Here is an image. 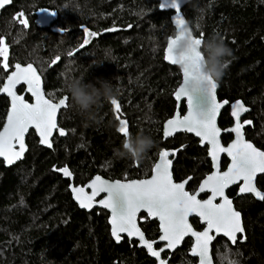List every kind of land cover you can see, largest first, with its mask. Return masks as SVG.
<instances>
[{
  "label": "trees",
  "instance_id": "16d2710c",
  "mask_svg": "<svg viewBox=\"0 0 264 264\" xmlns=\"http://www.w3.org/2000/svg\"><path fill=\"white\" fill-rule=\"evenodd\" d=\"M40 8L56 13L52 27L36 26ZM182 12L193 24H201L199 30L194 29L195 36L203 33L207 40L219 35L232 49L217 96L228 102L240 99L251 108L244 118V122L252 121L245 124V135L264 150V0H190ZM20 13H24L20 19L29 21L27 29L14 19ZM171 13L160 9L159 0H12L2 10L0 37L8 46L9 68H3L0 57V87L16 63H32L42 76L45 95L54 102L66 95L68 106L58 117L66 135L55 134L51 149L40 146L31 130L22 161L6 167L0 160V264H156L135 241H114L105 210L80 209L69 191L70 181L57 169L68 167L76 185L95 174L110 180L143 179L150 176L162 149H174L173 177L176 181L191 177V192L211 171L206 146H200L192 135L163 139V123L176 110L174 92L181 82L179 68L164 60L167 39L174 32ZM85 27L98 35L75 52L83 43ZM105 49L111 58L98 65ZM69 51L75 52L73 57L67 55ZM68 75L114 85V98L129 132L142 131L155 141L143 161L117 157L125 137L117 131L120 125L111 100L101 103L94 119L70 107L64 89ZM22 91L20 87L18 92ZM26 99L31 100L28 95ZM8 106V98L0 96V129ZM179 111L184 113V102ZM218 123L222 129L232 124L228 108L222 110ZM221 139L227 144L232 135L223 134ZM221 164L226 166L225 157ZM257 185L264 191V175ZM235 193V188L228 191L242 214L245 233L234 245L222 237L215 239L214 263L234 259L238 264H264V201L235 197ZM191 222L202 229L197 219ZM139 224L148 239L157 240L156 221L142 214ZM191 244L187 239L163 257L169 264H196L197 259L189 254Z\"/></svg>",
  "mask_w": 264,
  "mask_h": 264
},
{
  "label": "snow or ice",
  "instance_id": "6c2138e0",
  "mask_svg": "<svg viewBox=\"0 0 264 264\" xmlns=\"http://www.w3.org/2000/svg\"><path fill=\"white\" fill-rule=\"evenodd\" d=\"M9 3L10 0H0V9ZM170 7L175 10L174 24L181 25L184 22V16L178 0H171ZM40 11L48 15H56L55 12H48L46 9ZM23 15L24 13H20L14 19L24 29H27L29 21L27 18L20 19V16ZM115 30V28L109 29V31ZM83 31L85 38L75 52H79L86 45H89L90 37L98 35L96 32H90L86 27ZM204 40L203 33L199 38L195 37L198 48ZM172 45L173 37L170 36L167 40L164 59L170 64L176 65L177 60L171 54ZM75 52L69 51L67 55L73 57ZM0 57L4 58L3 68L7 70L9 68L8 46L2 37H0ZM59 59L60 56H57L56 61ZM189 59L193 61V66H196L197 59H203V57L200 56L199 51H195ZM15 69L16 71L8 76V83L0 88V92H5L12 97V108L7 117V123L3 131H0V156L4 157L8 164H12L14 160L22 159L24 152L27 150L24 137L31 127H35L39 133L40 143L51 148L52 130L58 127L56 122L57 111L68 106L67 97L61 98L58 103H54L51 98H45L43 92L37 86L40 83V76L31 63L27 67H22L17 63ZM182 74L183 82L175 91V98L177 101H180L182 97L187 99L188 114L181 117L177 112L173 119H169L165 124L164 136L167 138L173 132L183 130L200 137L202 144L206 142L211 145L209 155L216 170L207 176L200 185L198 192L190 194L185 190L187 180L181 183L173 182L170 171L173 161L168 157L170 155L174 156L175 152L169 153L168 151L159 153L160 162L154 165L151 179L109 182L100 176H96L87 186L92 189L91 195H87L83 187H74L72 191L82 208H90L92 202L100 193H106V197L99 200V204L112 212L110 221L112 236L117 242L121 240V233H127L129 237L137 236L141 246L145 247L150 255L156 257L158 264H167L165 260L161 259V253L165 251V248L175 249L177 244L182 242L188 234L196 238V244L192 248L191 254L199 256L200 264H212L208 254L209 242L215 237L210 235V232L215 230L217 234L222 233L233 245L237 243V234L245 232L241 222V214L232 208V201L225 195V189L231 184L243 181L239 189L241 194L252 193L256 198L264 201V193L257 190L254 184L257 173H264V151L258 150L244 139V125L251 124L252 121H245L244 124L240 123L241 113L247 112L249 109L239 100L232 105V116L236 119V125L230 129L231 132L235 133L236 140L227 148L222 147L219 140L221 129L216 126L215 119L219 109L228 102L224 101L223 104L217 102V85L215 82H212L211 89L206 96L195 89L189 93L184 87L190 78L187 67L182 71ZM21 80L28 85V91L36 98L35 104L26 103L24 98L16 95L13 90ZM193 94H200L205 98L201 106H194ZM110 103L114 106L116 119L120 125L117 131L125 137L129 133V129L128 122L121 119L123 115L121 106L115 98ZM59 135L65 136L66 131L59 129ZM15 142L19 143V151H14ZM219 153H227L231 157V164L227 171L221 172L219 170ZM57 170L65 177L72 176L67 167ZM188 179L190 180L191 177ZM205 191H209L211 195L208 199L201 201L197 197ZM217 197L222 199L219 204L214 203ZM142 209L150 216L159 219L162 233L159 241L167 242L165 248L158 251L154 250L153 244L156 242H149L144 233L137 227L135 220L137 213ZM193 214L199 216L207 225L203 232L194 231L189 224L188 218ZM243 238L246 239V237ZM226 264H238V262L234 259H228Z\"/></svg>",
  "mask_w": 264,
  "mask_h": 264
},
{
  "label": "clouds",
  "instance_id": "9594fccd",
  "mask_svg": "<svg viewBox=\"0 0 264 264\" xmlns=\"http://www.w3.org/2000/svg\"><path fill=\"white\" fill-rule=\"evenodd\" d=\"M198 11L202 13L203 10ZM200 28V23L193 24L186 18L181 25H175L171 36L173 37L171 54L177 60L176 65L181 71L187 67L190 72V78L184 85L186 91L191 93L195 89L206 96L211 89L212 82L218 86L223 78L233 52L224 39L216 34L209 36L198 48L195 43L194 29L199 30ZM195 51H199L203 59H197L196 66H193V61L189 57ZM110 58V51L105 49L103 60L98 65L109 61ZM64 89L69 96L70 107L86 119H94L95 110L101 103L115 97L114 85L111 82L102 79H97L95 83L86 82L84 76L68 75L64 81ZM154 147L155 141L150 135L142 131L136 134L129 132L121 147L116 150V155L119 158H129L140 162Z\"/></svg>",
  "mask_w": 264,
  "mask_h": 264
},
{
  "label": "water",
  "instance_id": "95a60500",
  "mask_svg": "<svg viewBox=\"0 0 264 264\" xmlns=\"http://www.w3.org/2000/svg\"><path fill=\"white\" fill-rule=\"evenodd\" d=\"M189 1H190V0H188V2H189ZM188 2H185V0H178V3L180 4L181 9H183V7H184ZM11 3H12V0H10V3H9V4L5 5L2 9H0V15H1L2 10L5 9L6 7L10 6ZM159 3H160V9H161V10L172 12V13H171V16H170V19H171V22H172L173 27H175L174 22H173V17L175 16V10L172 9V8L170 7L171 0H159ZM41 9H46L48 12H53V11H51L50 9H47V8H40V9H38V10L36 11V14H35V24H36V26H37L38 28L52 27V24L55 22L56 15L53 16V15H48V14L42 13V12L40 11ZM182 15L184 16L183 12H182ZM184 18H185V16H184ZM195 37H196V38H199V37H197V36H195ZM167 40H168V39H167ZM166 46H167V42H166ZM166 46H165V49H166ZM165 49H164V55H165ZM164 60H165V59H164ZM165 62L168 63L169 65H172V64H170V63H169L168 61H166V60H165ZM16 64H17V63H16ZM16 64H15V65H16ZM19 64H20V63H19ZM28 64H29V63H27V64H20V65H21L22 67H27ZM31 64H32V63H31ZM15 65H14L13 69H12V70L6 75V77H5V79H4V81H3V83H2V85H1L0 88H3L4 85L8 83V76H10L14 71H16V69H15ZM32 65H33V64H32ZM172 66H176V67H178L177 65H172ZM33 67L36 68L34 65H33ZM36 70H37V68H36ZM179 71H180V74H181V82H180V84L177 86V88L175 89V91L179 88V86H180V85L182 84V82H183V74H182V71H181L180 69H179ZM37 74L40 76V83H39L37 86H38V87L40 88V90L43 92L45 98H46V99H49V98L45 95L44 87H43V79H42V76L40 75V73H39L38 70H37ZM20 87H23V91H22L21 93L18 92V89H19ZM218 87H219V85H218L217 88H216V99H217V102H218V103H222V104H223L224 101H227V100H219V98H218V96H217ZM13 90L15 91L16 95H18V96H22V97L24 98V101H25L26 103H29V104H35V103H36V98L31 94V92L28 91V85H27L26 83H24L23 80H21L20 83L16 84V85H15V88H14ZM27 95L31 98L30 101H29L28 99H26V96H27ZM0 96H5V97H7L8 100H9V106H8V110H7V113H6V116H5V120H4V123H3V125H2V127H1V129H0V131H3L4 126H5V124L7 123V117H8V115H9V112L11 111V108H12V97H10V96H9L7 93H5V92H0ZM65 97H67V96L65 95V96H63L62 98H65ZM174 99L176 100V98H175V92H174ZM59 100H60V99H59ZM59 100L56 101V102H54V101H53V102H54V103H58ZM204 100H205V98H204L202 95H200V94H193V103H194V106H196V107L201 106V105L204 103ZM238 100L241 101V102L244 104V106L247 107V108L249 109L247 112H243V113H241V116H240V123L242 124V118H243L247 113L250 112V109H251V108H250L248 105H246V104H245L242 100H240V99H237V100H235V101H232L231 103H229V102L227 101L228 103L224 104V106H223L222 108L219 109V111L217 112V115H216V119H215L216 126H217L219 129H221V134H220V137H219L220 144H221L222 147H225V148H227L230 144H232V143L236 140V135H235V133L231 132L230 129L233 128V127L236 125V119L232 116V111H233V109H232V105L235 104V102L238 101ZM182 102H184V104H185V111H184L183 114L180 113V111H179V107H180V105H181ZM176 103H177V107H176V110H175L174 114H173L170 118H168V119L163 123V128H162L163 139H164V140H167V139H169V138H171V137H174L175 135L180 134V133H185V134H188V135H192L195 139H197V140L199 141V145H200V146H202V147H205V146H206V148H207V156H208V158H209V160H210V162H211V165H212V171H211L210 173H208L204 178H202V180L200 181V183H199V185H198L196 191H195L194 193H191V192H189V191L187 190V184H188V182H189V179H188L189 177L186 178V179H184V180H182V181H175V179H174V177H173V163H174V161H175V159H176V153H175L174 156L170 155V156L168 157V159H171V160L173 161L172 165L170 166V171H171V173H172L173 182H174V183H181V182H184V181L187 180L188 182H187V184H186V186H185V190L188 191L190 194H195L196 192H198L200 185H201V184L203 183V181L207 178V176L211 175L212 172L216 170V169L213 167V161H212L211 156L209 155V149H210L211 145H208L206 142L202 144V143H201V138H200V137H197L194 133L186 132V131H183V130L173 132V134H172L171 136H168L167 138H165V136H164V131H165V124H166V122H167L169 119H173V118L176 116L177 112H179V114H180L181 117L184 116V115H187V114H188V104H187V99H186V98H183V97H182V99H181L180 101H177V100H176ZM228 106H229V109H230V116H231V118H232V120H233V124H232L230 127L226 128V129H222V128L219 126V123H218V122H219V118H220V114H221L222 110L225 109V108L228 107ZM62 109H63V108L59 109V110L57 111V114H56V122H57V125H58V117H59V113H60V111H61ZM59 129H62V128H60V127L58 126L57 129H53V130H52V135H51V137H50L51 142H52V147H53V141H52V139H53V137L55 136V134H58V135H59ZM31 130L34 131L35 135L37 136V138H38V144H39L40 146H42V147L49 148V147H47L46 145L40 143L41 137H40L39 133L36 131L35 127H31V128L29 129V132H30ZM29 132L26 133V134H25V137H24V142H25V145H26V149H27V150L24 152L22 159H20V160H14V162H13L12 164H8V163L5 161L4 157L0 156V160L3 161V163H4V165H5L6 167L13 166V165L17 164L18 162L22 161V160L25 158V155H26V153H27V151H28V145H27V140H26V138H27ZM243 132H244V128H243ZM229 133L233 135V138H232V140H231L229 143H227V144L225 145V144H223V142H222L221 136H222L223 134H229ZM59 136H60V135H59ZM244 139H245L247 142L251 143V144H252L255 148H257L258 150H260V151H264V150H262V149L256 147L255 144H254L253 142H251L250 140L246 139L245 134H244ZM52 147H51V148H52ZM51 148H49V149H51ZM14 151H19V143H18V142H15ZM161 151H168L169 153H173V152H175L174 149H162ZM161 151H160V152H161ZM160 152H159V153H160ZM223 156H225V157L228 159V164H227V166H226V168H225L224 170H222V168H221V161H222ZM218 160H219V170H220L221 172H223V171H227V170H228V167H229L230 164H231V157H229V156L227 155V153H219V154H218ZM159 162H160V159H159V154H158V157H157L156 162L154 163V165H155L156 163H159ZM154 165H153V167H154ZM153 167H152V169H153ZM67 168H68V167H67ZM68 169H69V168H68ZM69 170H70V169H69ZM70 172H71V171H70ZM61 174H62V173H61ZM262 174H264V173H257V175H256V177H255V179H254V184L256 183V178H257L259 175H262ZM152 175H153V172L151 171L150 176H148L147 178H143V179H130V180H120V181H121V182H129V181H131V180H145V179H151ZM62 176H63L65 179H68V180L70 181V183H69V191H70V193H71L72 199L74 200V202L77 204V206H78L80 209L85 210V211H87V212H91V211L94 210L95 208H99V209H103V210H105V211L108 213V224H109V226H110V234H111V236H112V224L110 223V221H111V219H112V212H111L110 209L104 208L102 205L99 204V200L104 199V198L106 197V193H100L99 196H97V197L95 198V200L92 202V206H91L90 208H82V207L80 206V203L77 201V199H75V197H74V193H73V191H72V188H74V187H77V188H78V187H83V188L85 189V193H86L87 195H91L92 189H91V188H88L87 186L91 183V181H92L96 176H100L102 179L108 180L109 182H114V181L119 180V179L110 180V179H107V178L103 177L101 174H95V175H94L92 178H90L85 184H83V185H81V184L76 185V184L74 183V181H73V175H72L71 177H65V176L62 174ZM240 182H241V184H240L239 187H238L237 195H242V194L239 192V189H240V187L242 186L243 181H239V182H237V183H235V184H231V185H229L228 188H230V187H232V186H234V185H238ZM255 187H256V185H255ZM228 188L225 189V195H226V196H227L226 191H227ZM256 188H257V187H256ZM257 190H258V189H257ZM259 191H260V190H259ZM204 193H208V196H207L206 198H204V199H200V195H201V194H204ZM262 193H263V192H262ZM243 194H252V193H243ZM210 195H211V193H210L209 191H205V192H201V193L198 195L197 198L200 199L201 201H203V200L208 199V197H209ZM252 195H253V194H252ZM227 198H228L229 200L232 201V208H233L234 210H236V208H235V206H234V203H233V200H232L231 198H229L228 196H227ZM255 198H256V197H255ZM257 199H258V198H257ZM258 200H260V199H258ZM221 202H222V199H221L220 197H217V199L214 201V203H217V204H219V203H221ZM236 211H238V210H236ZM238 212H239V211H238ZM141 213H145V214H146L151 220L157 219V221H158V223H159V231H160V235H161L162 233H161V230H160V221H159V219L156 218V217H152V216H150V215H149L145 210H143V209H142L140 212L137 213V217H136V220H135L137 227L140 228L138 219H139V215H140ZM240 214H241V213H240ZM192 218H197V219L199 220V223L203 226V228H202L201 230H198V229H195V228H194V226H193L192 223H191V219H192ZM188 222H189V224L192 226L193 230L196 231V232H203L204 229L207 227V225L201 220V218H200L199 216L195 215V214L189 216V218H188ZM241 222H242V224H243L242 216H241ZM243 227H244V226H243ZM140 230L142 231L141 228H140ZM142 232H143V231H142ZM143 233H144V232H143ZM144 235H145V234H144ZM160 235H159V237H160ZM210 235L214 236L215 238H214L212 241L209 242V253H208V254H209V257H210V259H211L212 264H215V263H214V259H213V255H212V245H213V243H214V241H215L216 238H218V237H224V236H223L222 233L217 234V233L215 232V230H213L212 232H210ZM240 235H242V234H237V237H239ZM123 236L127 237L130 241H132V240L136 241L138 247H139V248H142V249H145L147 255H148L149 257H151L152 259H154V260L156 261V264H158V261H157L156 257H153L152 255H150L149 252H148V250H147L145 247L141 246L140 241H139V238H138L137 236L129 237V236L127 235V233H121V239H122ZM159 237H158V239H157L156 241H150V240L147 239V237H146V235H145V238H146L149 242H156V243L162 244V246H161L160 248H158V249L154 247V244H156V243L153 244L154 250H157V251H158L159 249H161V248H165V244L167 243L166 241H159ZM112 238L114 239V241H115L116 243H120V242H121V240H120V242H117L116 239H115L113 236H112ZM187 238H190V239L192 240V244H191V247H190L189 254H190L191 257L197 259L196 264H200V258H199V256H193V255L191 254V250H192V248H193V247L195 246V244H196V238H195L194 236H192L191 234L186 235V236L183 238L182 242H180V243L177 244V246L175 247V249H167V248H165V251H164V252H169V253H171V254L174 253L179 247L182 246L183 242H184ZM224 238L227 239L226 237H224ZM227 240H228V239H227ZM229 242H230V241H229ZM230 243H231V242H230ZM232 245H233V244H232ZM162 254H163V252L161 253V259L165 260V261L167 262V264H169L168 259H164V258L162 257Z\"/></svg>",
  "mask_w": 264,
  "mask_h": 264
},
{
  "label": "flooded vegetation",
  "instance_id": "af4514ba",
  "mask_svg": "<svg viewBox=\"0 0 264 264\" xmlns=\"http://www.w3.org/2000/svg\"><path fill=\"white\" fill-rule=\"evenodd\" d=\"M229 103H231V102H229ZM226 108H228V110H229V115H230V109H229V106L226 107ZM247 114H248V113H247ZM247 114L242 118V124H244V118L247 116ZM230 118H231V116H230ZM231 120H232V118H231ZM232 124H233V120H232ZM232 124H231V125H232ZM231 125H230V126H231ZM230 126H229V127H230ZM229 134H230V133H229ZM244 134H245V125H244ZM231 135H232V134H231ZM245 137H246V135H245ZM232 138H233V135H232ZM246 139H247V138H246ZM231 140H232V139H231ZM231 140H230V141H231ZM248 140H249V139H248ZM230 141H229V142H230ZM229 142H228V143H229ZM251 142H252V141H251ZM225 145H226V144H225ZM255 146H256V145H255ZM256 147H257V146H256ZM258 148H259V147H258ZM260 149H261V148H260ZM262 150H263V149H262ZM207 157H208V156H207ZM223 157H225V156H223ZM225 158H226V157H225ZM226 159H227V158H226ZM227 164H228V159H227ZM227 164H226V166H227ZM226 166H225V167H222V164H221V168H222V170H224V169L226 168ZM211 171H212V165H211ZM211 171H210V172H211ZM210 172H209V173H210ZM206 175H207V174H206ZM206 175H205V176H206ZM262 175H264V174H262ZM262 175H259V176L256 178V183H255V185H256V187H257L258 190H260L261 192L264 193V191H263L262 189H260V187H258V185H257V180H258V178L261 177ZM205 176H204V177H205ZM204 177H203V178H204ZM187 178H188V177H187ZM183 180H184V179H183ZM190 180H191V179H190ZM190 180H189V182H190ZM201 180H202V179H201ZM201 180H200V181H201ZM175 181H176V180H175ZM181 181H182V180H181ZM200 181H199V183H200ZM189 182H188V184H187V190H188ZM199 183L197 184V186H196V188H195V190H194L193 192H191L190 190H188V191L191 192V193H194V192L196 191V189H197ZM240 184H241V182H240L238 185H234V186L228 188L227 191H226L227 196L233 200V203H234V198L228 195V191H229L231 188H235V191H236V193H235V197L251 196V197H252L253 199H255L256 201H258V202H262V200H258V199L255 198V196L252 195V194H242V195H237L238 187H239ZM207 196H208V193L201 194V195H200V199H204V198H206ZM234 206H235V204H234ZM235 208H236V207H235ZM236 210H237V209H236ZM142 214H144V215L146 216L147 219L151 220V219H150L145 213H141V214L139 215V219H138V221L140 220V216H141ZM241 216H242V214H241ZM192 219H197V218H192ZM192 219H191V220H192ZM197 220H198V219H197ZM242 220H243V218H242ZM151 221H156V222L158 223L157 219H154V220H151ZM198 221H199V220H198ZM191 223H192V222H191ZM199 224H200V223H199ZM192 225H193V224H192ZM200 225H201V224H200ZM139 226H140V224H139ZM201 226H202V225H201ZM243 226H244V224H243ZM140 228H141V227H140ZM158 228H159V223H158ZM194 228H195V227H194ZM202 228H203V226H202ZM195 229H196V228H195ZM198 230H201V229H198ZM142 231H143V230H142ZM244 233H245V232H244ZM244 233H243V234H244ZM144 234H145V233H144ZM243 234H242V235H243ZM159 235H160V231H159ZM242 235H240V236H242ZM240 236H239V237H240ZM239 237H238V238H239ZM124 238H127V237L123 236L122 239H121V241H122ZM222 238H224V237H222ZM127 239H128V238H127ZM147 239H148V238H147ZM157 239H158V238H157ZM187 239H190V238H187ZM187 239H186V240H187ZM216 239H217V238H216ZM224 239H225V238H224ZM128 240H129V239H128ZM148 240H150V239H148ZM186 240H185V241H186ZM190 240H191V239H190ZM226 240H227V239H226ZM237 240H238V239H237ZM129 241H130V240H129ZM132 241H134V240H132ZM150 241H156V240H150ZM185 241H184V242H185ZM135 242H136V241H135ZM184 242H183V243H184ZM191 242H192V240H191ZM136 243H137V242H136ZM157 245H160V247L162 246V244H159V243L154 244V247L157 248V249L160 248V247H157ZM137 246H138V245H137ZM144 250H145V249H144ZM163 253H165V252H163ZM168 253H169V252H168ZM170 254H171V253H170ZM162 257H163V254H162ZM163 258H164V257H163ZM164 259H165V258H164Z\"/></svg>",
  "mask_w": 264,
  "mask_h": 264
},
{
  "label": "rangeland",
  "instance_id": "374dc122",
  "mask_svg": "<svg viewBox=\"0 0 264 264\" xmlns=\"http://www.w3.org/2000/svg\"><path fill=\"white\" fill-rule=\"evenodd\" d=\"M2 60H3V62H4V58L2 57Z\"/></svg>",
  "mask_w": 264,
  "mask_h": 264
},
{
  "label": "bare ground",
  "instance_id": "6f19581e",
  "mask_svg": "<svg viewBox=\"0 0 264 264\" xmlns=\"http://www.w3.org/2000/svg\"><path fill=\"white\" fill-rule=\"evenodd\" d=\"M176 153V152H175Z\"/></svg>",
  "mask_w": 264,
  "mask_h": 264
}]
</instances>
